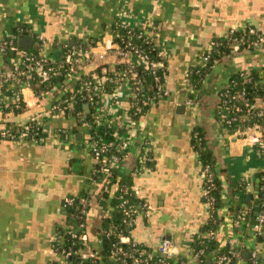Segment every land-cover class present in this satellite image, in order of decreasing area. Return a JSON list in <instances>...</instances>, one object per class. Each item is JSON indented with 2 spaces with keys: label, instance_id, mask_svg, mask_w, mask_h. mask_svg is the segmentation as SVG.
Listing matches in <instances>:
<instances>
[{
  "label": "crops",
  "instance_id": "1",
  "mask_svg": "<svg viewBox=\"0 0 264 264\" xmlns=\"http://www.w3.org/2000/svg\"><path fill=\"white\" fill-rule=\"evenodd\" d=\"M117 21L152 26L148 32L167 70V95L138 117L132 144L113 170L116 176L108 191L93 182L97 162L90 148V122L54 109L79 77L45 95L36 94L33 82L25 80L20 86L25 107L21 110L19 104L11 105L17 99L1 90L2 72L16 66L21 53L0 51V97L6 101L0 127L5 122L24 125L34 118L47 127L38 142L0 139V264H67L61 248L68 228L63 202L82 193L89 195L86 249L98 253L100 264H118L102 255V242L103 219L116 210L120 180L133 190L140 211L125 240L158 255V246L168 239L173 263L217 264L216 248L201 259L193 247L194 238L207 233L203 228L210 220L201 155L193 142L197 129L204 134L220 180V223L213 230L217 245L238 251L235 264H251V253L258 247L264 264V235L252 229V211L258 215V184L264 178V157L255 142L263 123L256 125L258 120L241 113L240 123L227 128L219 115L220 91L234 74L264 71V45L222 54L199 86L190 74L206 63L203 55L214 39H226L233 29L250 26L264 31V0H0V39L14 35L13 27L23 23L33 46L52 61L59 59L68 41L101 35L108 39ZM121 89L115 112L131 107L128 91L122 94ZM189 99L193 102L187 103ZM263 103L264 93L255 95L251 105ZM86 104L83 114L90 112ZM244 123L252 126L249 131L241 129ZM245 182L250 185L242 186ZM233 206L243 209V219H237Z\"/></svg>",
  "mask_w": 264,
  "mask_h": 264
},
{
  "label": "built area",
  "instance_id": "2",
  "mask_svg": "<svg viewBox=\"0 0 264 264\" xmlns=\"http://www.w3.org/2000/svg\"><path fill=\"white\" fill-rule=\"evenodd\" d=\"M122 26L129 29L128 38L122 37L120 39L118 31H112L108 39L102 37L95 45H89L84 49L77 46L69 48L68 44H64L62 49H68L64 53L61 49L60 57L56 61L49 60L41 56L40 53L31 52L28 48H21L18 44V37L14 35L0 39V51L2 53L5 54L9 51L14 52V55L17 52L21 53V60L18 61L16 66L3 71L1 80V89L2 83L7 80L12 81L11 83L13 84H17L18 88L12 90V95L16 99H20V96H22L20 86L25 80L30 79L34 85V73H37L43 82L48 81L51 72H54L55 75H62L63 68L65 67V80L63 83H58L50 90L41 94L45 95L52 89L64 85L73 77H79V81L81 74L86 71L89 65L96 64V67L91 70L94 71L107 59V65L102 68L100 74L94 72L90 78L84 81L81 80L82 86L86 91L84 96L88 97L89 102L98 104V113H93L90 119L87 118V114L79 111L76 112L73 105V97L70 100V105L64 106L59 103L54 107L57 111L68 110L75 115L83 116L81 117L82 120L90 122L92 130L90 148L97 162L93 182L101 185L105 191L110 189L113 182V170L125 159L132 144L133 130L138 117L149 108L151 103L167 95L164 88L165 76L161 73L163 64L159 60L153 59L148 51L133 42V38L136 37L149 43L152 40V36L146 31V28L134 27L125 23ZM224 44H227L226 47L229 51L262 47L264 45V31L251 26L233 29L225 40L214 39L211 42L210 48L203 55V60L208 62L212 56V52L217 51L221 47L223 48ZM113 57H115L116 64L112 62ZM135 61L138 62L135 63ZM56 62H59L57 67L50 64ZM118 63H125L126 66L118 68L115 66ZM140 65L143 66V70H147L148 74L151 75V79L153 80L151 85L147 84L145 79L141 77L139 69L136 67ZM79 72H81L80 76ZM252 74V71L250 73H240L244 82H251L253 79ZM258 80L264 82V71L259 72ZM110 83L113 86L108 89L107 86ZM120 88H122V94H124V90L128 91L127 95L131 107L129 110L115 112V108L113 109V107L120 105ZM81 90L82 88L78 92H81ZM106 94L111 96L105 97L104 95ZM220 98L219 115L227 128L239 124L241 113H246L248 119L259 121L256 125L263 123L261 128L263 127L264 129V103L258 107L251 105L245 97L244 90L233 91L230 87L220 92ZM240 99L245 101L244 105L243 103H239ZM5 102L4 97H0V113L6 106ZM192 102L193 100L190 99L187 101V103ZM245 123L240 127H242L243 131H249L252 126ZM109 129L113 130L112 135L115 137L113 140L108 139L106 136ZM123 129L126 130L125 135L123 132H120ZM46 131L45 122L39 118H34L24 125H10L5 122V125L0 127V139L33 140L38 142L43 139ZM256 137L255 142L259 147L261 155L264 157V130L259 137ZM193 142L200 153L201 149L204 148L203 137L197 130L194 131ZM200 162L204 178L203 198L209 208L210 217H213V214L217 213L219 208L215 205L216 197L213 193L217 189V174L211 163L204 162L202 159ZM118 185L120 201L116 204V209L122 212V218L120 225L112 224L110 229L105 231V237L111 239L108 256L118 264H186L184 260L177 263L172 262L170 252L171 242L168 239H163L158 246V255H154L152 250L138 242L125 240L128 235L125 229H130L135 222L136 215L140 211L138 210V205L131 200V197L134 195L131 187L125 182L118 183ZM243 185L249 186L250 183L245 182L242 183ZM75 200V197H66L63 202L64 209L68 211L74 205ZM77 201L78 204L72 215L76 217L86 215L85 206L88 205L87 198H77ZM262 207L261 212L258 213L252 224V229L257 236L264 235V203ZM235 216L239 220L243 219V209H237ZM84 229H86V221L77 220L74 224V229L70 231V235H72L75 241L63 249L67 264H100L98 253L91 249H86L87 234L86 232H82ZM214 235L215 232L210 230L205 233L202 239L208 243L214 239ZM76 239L80 241L81 246L75 248ZM203 254H205V249H200L197 252L198 257H201ZM238 255V251L230 247L227 252L217 256V264H235V259ZM73 256L77 258L75 262L72 260ZM250 259L251 264H261L258 247L253 249Z\"/></svg>",
  "mask_w": 264,
  "mask_h": 264
},
{
  "label": "trees",
  "instance_id": "3",
  "mask_svg": "<svg viewBox=\"0 0 264 264\" xmlns=\"http://www.w3.org/2000/svg\"><path fill=\"white\" fill-rule=\"evenodd\" d=\"M122 25H123V23L120 22V21L114 22L112 24L111 28H110V31L111 32L112 31H114V32L118 31V33L120 35V39L122 37L123 38H128V36H129L128 35V30L129 29L123 27ZM151 27L152 26L147 27L146 31L148 32V29H151ZM21 28H23V30H21ZM143 29H145V28H143ZM28 30L29 29H28V27L25 24L17 22V24L13 27V34H14L15 37H20V36H23L25 34H29L30 30L29 31ZM132 31H136V30H132ZM25 36H27V35H25ZM102 37H103L102 35L98 36V37H88L86 39L76 40L75 43H73V44L70 41L66 42L65 44H68L69 48L77 46L79 48L84 49V48H86L89 45H95L98 41H100L102 39ZM223 40H225V39H223ZM133 42L135 44H137V45H140L143 49L148 51V53L150 54V56L153 59L159 60L163 64V69H161V73H162L163 76H166L167 70H166L165 65H164L163 57L159 53V50H158L153 38H152L151 42L147 43L143 39H138V38L134 37L133 38ZM224 45L225 46L223 48L221 47L217 51H213L211 58L204 65L198 66V67H195V68L191 69L190 74H191L193 83L196 86H199L200 80L205 75V73L208 72V70L210 69L212 63L215 60H217L218 58H220L222 56V54H224V53L229 51V50H227V47H226L227 44H224ZM67 49L68 48H66L64 50L62 49L63 50L62 52L63 53L66 52ZM28 50L31 51V52H34V53H39L38 50H37V47H35V46H33L31 48H28ZM11 54H12L11 51L7 52V55H11ZM116 63L117 62H114L113 64H116ZM50 64L53 65L54 67H57L59 65V62L50 63ZM106 65L107 64H102V65H100V67H97L94 71H91L90 73L81 74V78L75 84L74 90H67L66 93L63 95L62 99L59 100V102L62 105H64V106L70 105V100L73 97L74 98L73 105H74V109L76 110V112L77 111H79L81 113L84 112V110H85L84 104L88 103L89 101H88V97L84 96L86 91H85V88L82 86L81 80L84 81L87 78H90L94 72L100 74L101 71H102V68L105 67ZM115 66L119 68V67H125L126 65H125V63H118ZM136 67H137V69H139L141 77H143L145 79L147 84L151 85L153 80L151 79V75L148 74L147 70H143V66H141V65L140 66H136ZM197 71H199V73H197ZM65 72H66L65 67L63 68L62 75H55L54 72H51V76L48 79V81H43V82L41 81V78L38 76V74L34 73L33 74V77H34L33 88H34L35 92L37 94L41 95L43 92H46V91L50 90L53 86L57 85L58 83H63V81L65 80ZM258 75H259V73L254 72L252 74V77H253L252 81L251 82H244L243 79L241 78L240 73L239 74H234L230 78L229 84L226 85L225 87H223L221 91H223L227 87H230L233 91H243L244 90L246 99H248L249 102L251 103L252 100L254 99L255 95L264 93V82L258 80ZM11 82L12 81H8L7 80L4 83H2V89L1 90H2V92L4 94L12 95V93H13L12 90L13 89L11 88V86H12L13 83H11ZM112 86L113 85L110 83V84H108L107 88L110 89ZM81 88H82L81 92H78ZM12 96H14V95H12ZM193 96H194V98L195 97L197 98L196 94H193ZM220 101H221V98H219V104H220ZM22 103H23L22 96H20V99H17V101H15L14 103L12 101L11 105L13 106V104H14V107H15L16 104H19V107L22 110V109L25 108ZM239 103H243V105H244L245 101L243 99H240ZM88 104L90 105V112L87 113V118H90L93 113H97L98 104L97 103H92V102H89ZM67 112H68V110H66V113ZM237 125L238 124H235L232 127H236ZM197 131L203 137V146H204V148L201 149V152H200L201 159L204 162L211 163L213 169H215V172L217 174V176H216L217 189L214 190L213 193H214V195L216 197V204L215 205H216V207H219L220 202H221L220 201L221 186H220V180H219V177H218V171L216 169L215 160L213 159V155L210 152L209 148L206 146V140L204 138V134L202 133V131L200 129L199 130L197 129ZM112 132H113V130L109 129V132L106 135L108 139H111V140L115 139L114 135H112ZM115 174H116L115 172H112V176L115 177L116 176ZM120 181H123V180H120ZM120 181H118V183ZM258 185H259V190L260 191L258 192V196H257L258 203H257V205L255 207V210H257V212L259 213V212H261V210L263 208L262 204L264 203V178L259 181ZM118 193L119 192L117 191L116 204L120 201V196L118 195ZM88 196H89L88 194L82 193L81 196L75 197L76 200L74 202V205H72V207L70 209H68V211H67V209H65L67 211V217H68V228H67V233L65 235L64 244L61 247L62 250L67 248L69 245H71L73 243V241H75V239L72 238V235H70L71 229H74L75 222L77 220H85L86 221V215H79V217H76V216H74L72 214H73V212H75L76 206L78 204L77 198L86 197L88 199ZM131 200L133 202H135V196L134 195L131 197ZM88 207H89L88 205L85 206L86 211L88 210ZM237 209H239V207L238 208L234 207V206L232 207V210H234V211H236ZM252 217L256 218V215H255V213H253V211H252ZM121 218H122V212L119 211L118 209H116L111 217L103 219L104 230H103V242H102V255H104V256H105V254L108 255V250H109V247H110V244H111V239H107L105 237V231L110 229L112 224L120 225L121 224ZM219 223H220V218L218 216V213H214L213 217H210L209 223L203 228V230L206 231V232L210 231V230H214V229H216L218 227ZM125 230H126V233H128L129 229L126 228ZM82 232H86V229H84ZM76 241L77 242L75 244V248L81 246L80 241L78 239H76ZM217 244L218 243H217V240L215 238L210 240L208 243H206L202 239V237L201 238H194V240H193V247H194L196 253L200 249H205V254L201 255V259H205L206 252H208L209 250H212V249L216 248L218 250V253H217V256H218L221 253L227 252L229 250V248H230L228 245H225V246H222V247L219 248V246ZM72 258H73L72 260L74 262L77 259L75 256H73Z\"/></svg>",
  "mask_w": 264,
  "mask_h": 264
},
{
  "label": "water",
  "instance_id": "4",
  "mask_svg": "<svg viewBox=\"0 0 264 264\" xmlns=\"http://www.w3.org/2000/svg\"><path fill=\"white\" fill-rule=\"evenodd\" d=\"M33 43H34V39L32 37H28V36H20L18 38V44L21 48H31L33 47ZM12 54H14V52H12ZM112 62L114 63L115 62V57L112 58ZM107 63V59H105L102 64H106ZM96 67V64L93 63L91 65H89L87 68H86V71L89 72L91 71L92 69H94ZM87 107H89V105L86 104ZM183 106V105H182Z\"/></svg>",
  "mask_w": 264,
  "mask_h": 264
},
{
  "label": "rangeland",
  "instance_id": "5",
  "mask_svg": "<svg viewBox=\"0 0 264 264\" xmlns=\"http://www.w3.org/2000/svg\"><path fill=\"white\" fill-rule=\"evenodd\" d=\"M36 42H37V40H36ZM125 134H126V133H125ZM125 134H124V135H125Z\"/></svg>",
  "mask_w": 264,
  "mask_h": 264
}]
</instances>
